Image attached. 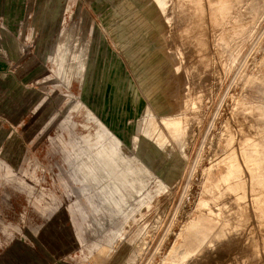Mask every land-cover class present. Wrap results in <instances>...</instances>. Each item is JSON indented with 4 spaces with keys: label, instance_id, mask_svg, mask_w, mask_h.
Masks as SVG:
<instances>
[{
    "label": "rangeland",
    "instance_id": "1",
    "mask_svg": "<svg viewBox=\"0 0 264 264\" xmlns=\"http://www.w3.org/2000/svg\"><path fill=\"white\" fill-rule=\"evenodd\" d=\"M174 1L0 0V264H264V227L251 216L264 206L253 205L246 167L233 181L248 200L236 202L234 186L213 206H200L231 133L238 147L244 133L261 132L256 104H264V82L250 75L264 73V11L255 16L264 0L227 3L212 37L204 34L211 42L200 77L187 44H175L177 31L187 37L196 27L186 25L190 17L175 19ZM74 24L79 30L69 44L78 55L69 69L61 38ZM104 146L114 149L104 156L113 177L123 167L118 155L144 171L121 211L96 233L95 217L108 218L119 196L109 175L86 176ZM195 216L200 222L190 225Z\"/></svg>",
    "mask_w": 264,
    "mask_h": 264
},
{
    "label": "bare ground",
    "instance_id": "2",
    "mask_svg": "<svg viewBox=\"0 0 264 264\" xmlns=\"http://www.w3.org/2000/svg\"><path fill=\"white\" fill-rule=\"evenodd\" d=\"M165 1L166 0H160V3L161 4H164L165 3ZM228 2H230V3H232L233 4V2H234V0H213V2L211 3V4H208L207 2H204L203 0H190V1H184V0H175L174 1V6H175V8L173 9V12H174V17H175V19H178V17H184V16H187L188 18L190 17V19L189 20H187V23H186V25H188V26H195L196 27V29L194 30L193 29V32H191L190 33V35L188 36V35H186L187 37H180V32H182V31H177L176 32V45H181V44H183V45H186L187 44V49H188V51H185L186 52V54H187V61H188V63H191L192 62V64H195V63H197V64H199L198 66H199V73H195V75L197 76V77H200V76H204V75H206L205 73H204V71H202L203 70V68H204V66L202 67V64H201V62H203L204 63V60L207 58V56L205 55V52L204 51H206V48L207 47H209L208 46V42L210 41V39H209V41H207V39H205L204 38V34H206V33H210L211 34V37H212V33H211V31L212 30H214V29H216V27L218 26V23L220 22V21H222V19L223 18H225V16H226V12H225V9H226V5H227V3ZM169 7V6H168ZM167 8V7H166ZM169 10V9H168ZM245 11V10H244ZM258 12L255 14V16L256 17H260V15L263 13V11H264V5L263 6H261V7H259L258 8V10H257ZM169 13V12H168ZM243 18L245 19V20H251V17L253 16V14L252 13H248V12H245L243 15ZM239 22L237 23H232L231 24V26L227 29L231 34H233L234 32H237V31H239ZM168 26V25H167ZM190 28V27H189ZM226 28V27H225ZM170 29V28H169ZM174 29V28H173ZM176 29V28H175ZM78 30H79V25L78 24H74V25H72V26H70L69 28H66L64 31H63V33H62V38H61V46H62V48L64 49V52L66 51V55L64 56L63 54H62V59L66 62V64H65V66L66 67H68L69 68V66H72L75 62H76V59H77V55H78V49H77V47L75 46V45H73L72 43L71 44H69V42L70 41H72V38H74V37H76V35L78 34ZM192 30V29H191ZM217 30V29H216ZM167 31H171L172 32V30H167ZM253 31V28L252 27H250L249 29H248V33H251ZM214 33V32H213ZM169 34V33H168ZM167 34V35H168ZM209 34V35H210ZM173 35V34H172ZM208 35V34H207ZM81 36V35H80ZM170 36V35H169ZM182 36V35H181ZM183 36H185V35H183ZM210 37V36H209ZM208 37V38H209ZM226 39H227V37H226ZM255 40V39H254ZM170 41V40H169ZM171 42H173L172 40H171ZM175 42V41H174ZM211 42V41H210ZM169 44V43H168ZM211 45V44H210ZM71 46V47H70ZM70 49H69V48ZM184 48V47H183ZM67 49H69V50H67ZM182 49V48H181ZM208 49L209 48H207V51H208ZM211 49H212V47H211ZM171 50V49H170ZM174 50V49H173ZM68 51V52H67ZM181 53V52H180ZM214 53H215V51H214ZM261 54V53H260ZM219 55V54H218ZM216 56V55H215ZM214 56V57H215ZM253 56V55H252ZM180 57V56H179ZM183 57V56H182ZM181 58V57H180ZM209 58V57H208ZM212 58V57H211ZM215 58H217V56L215 57ZM235 58V57H234ZM258 58V57H257ZM209 59H207V61H208ZM216 60V59H215ZM255 60H256V57H255ZM219 61V60H218ZM261 61L263 62L264 61V54L262 55V57H261ZM214 62V61H213ZM216 62V61H215ZM201 64V65H200ZM212 64V63H211ZM210 64V65H211ZM215 64H217L218 65V63H215ZM239 65V64H238ZM190 66V65H189ZM212 66V65H211ZM210 66V67H211ZM193 67H195V66H191L190 67V70H192V72H194L195 70H193ZM210 67H208V68H210ZM219 67V66H218ZM217 67V68H218ZM221 67V66H220ZM238 67V66H237ZM70 69V68H69ZM198 69V68H197ZM220 69V68H219ZM68 70V69H67ZM66 70V71H67ZM208 70V69H207ZM216 71H218V69H216ZM229 72V71H228ZM188 73V72H187ZM222 73V72H221ZM224 73V72H223ZM218 75H220L219 73H217ZM234 74V73H233ZM250 76H252V78L254 77L255 79H257V80H259V81H263L264 82V73H257V74H252V75H250ZM238 77V76H237ZM69 78V77H68ZM221 78V77H220ZM220 80V79H219ZM193 82V81H192ZM190 84V83H189ZM190 86V85H189ZM244 86V85H243ZM189 90H190V88H189ZM226 91V90H225ZM260 93H263L264 92V90L263 89H260V91H259ZM198 93H201L200 91H198ZM100 94V93H99ZM187 94V93H186ZM227 94V93H226ZM227 97V96H226ZM186 99V98H185ZM200 100H201V98H200ZM184 101V100H183ZM242 101V100H241ZM190 102V101H189ZM192 102V101H191ZM200 102V101H199ZM198 102V103H199ZM185 103V102H184ZM186 104V103H185ZM194 104V103H193ZM193 104H191V105H193ZM258 104V103H257ZM256 104V109L258 110V114H257V116H256V119H257V123L255 124V127H258V129H260L259 131H261L260 133L259 132H257V131H255L254 129V131L256 132V133H254L253 132V134H251V132L250 133H244V132H246L245 130L247 129H249V126L248 125H251V124H249L248 123V128H246L245 129V127H244V134H245V136L243 135V137L241 138V145L240 146H234V147H232V143H233V136H232V131L231 132H228V133H231V136L230 135H228V136H230L229 137V139H227L226 141V148H224L223 150H222V154H221V157H220V162H221V165H222V169H221V171H218L217 172V178H216V180L213 182V181H208V183L207 182H205L207 185H205V187H206V189L204 190V192H205V195L204 196H206L205 198H204V200L200 203V206L202 207V208H208V205L210 204L211 206H213L211 203H214V202H216V198L218 197V196H221V195H224L225 193H228V191L232 188V187H236L237 188V191H236V195L237 196H235L236 198H237V200H236V202L238 201V199H240V198H242V196L244 197V195H243V192L240 190V188H242L243 186H240L239 185V183H237V182H234L233 181V178L234 177H236V178H238L236 175H238V173L240 174V172L241 173H243V170H244V173L246 172L245 170L247 169L248 171L247 172H249V174H248V176L251 178L250 180H254L253 182L252 181H250L251 183H252V185L255 187L254 189H255V191H254V189H253V191H254V199H253V205H254V207L256 206H264V104L263 103H259L258 105ZM190 105V106H191ZM232 105V104H231ZM235 105V104H234ZM239 105V104H238ZM184 106V105H183ZM245 106V105H244ZM238 107V106H237ZM234 108V107H233ZM245 108V107H244ZM247 108V107H246ZM191 109V108H190ZM193 109V108H192ZM196 109V108H195ZM226 110V109H225ZM242 110V109H241ZM253 110V109H252ZM184 111V110H183ZM190 111V110H189ZM193 111H194V109H193ZM196 111H197V109H196ZM186 112V111H185ZM199 112V111H198ZM198 112H197V114H198ZM230 112V111H229ZM228 112V113H229ZM233 112V111H232ZM235 112V111H234ZM174 113V112H173ZM188 113V112H187ZM194 114L196 113V112H193ZM193 113H192V115H193ZM179 114V113H178ZM183 114V113H182ZM230 114V113H229ZM240 114V113H239ZM185 116H186V114H184ZM188 115V114H187ZM237 115H238V113H237ZM247 115V114H246ZM253 115H255V114H253ZM171 116V115H170ZM227 116H228V114H227ZM229 116H231V114L229 115ZM236 115L234 114V117H235ZM239 116V115H238ZM237 116V117H238ZM250 116V115H249ZM166 117V116H165ZM180 117H181V115H180ZM183 117V116H182ZM193 117V116H192ZM242 117V116H241ZM247 118H249L248 116H246ZM188 118H190V117H188ZM236 118V117H235ZM239 118V117H238ZM237 118V119H238ZM194 119V118H193ZM192 119V120H193ZM225 119H227V118H225ZM234 119V118H233ZM253 119V118H252ZM171 120V119H170ZM220 120V119H219ZM240 120H242L243 121V119H240ZM240 120H238L239 121V123L238 124H241L242 122L240 121ZM244 120H245V118H244ZM251 120V119H250ZM167 121V120H166ZM185 121H188V120H185V119H183V120H181L180 122H179V125H185ZM191 121V120H190ZM228 121V120H227ZM238 121H236V125H238L237 124V122ZM241 122V123H240ZM248 122V121H247ZM188 123V122H187ZM230 123V122H229ZM255 123V122H254ZM227 124V123H226ZM233 124H235V123H233ZM232 124V125H233ZM230 126V125H229ZM234 126V125H233ZM241 126V125H240ZM242 126H243V124H242ZM214 127H216V126H214ZM220 127H221V123H220ZM228 127V126H227ZM235 127H237V126H235ZM234 127V128H235ZM152 129H154L155 131H156V135H157V141L158 142H161L162 140H163V133H162V131H160V129H157V127L153 124L152 125V127H151ZM183 128H184V126H183ZM224 128H226L225 126H224ZM230 128V127H229ZM242 128V127H241ZM187 129H189V128H187ZM239 129V128H238ZM238 129H237V131H238ZM243 129V128H242ZM165 130V129H164ZM220 130H221V128H220ZM228 130V129H227ZM249 130H251V129H249ZM234 131V130H233ZM236 131V132H237ZM185 132H187V131H185ZM222 133H223V131H221ZM222 133H220V134H222ZM227 133V134H228ZM239 133H242L241 131L239 132ZM186 134V133H185ZM236 134V133H235ZM237 134H238V132H237ZM246 134H250V135H246ZM184 135V134H183ZM226 135V134H225ZM234 135V134H233ZM241 135V134H240ZM212 136H214V134L212 135ZM218 136H221V135H218ZM227 136V137H228ZM209 137V136H208ZM222 137V136H221ZM226 137V136H225ZM237 137H239V136H237ZM188 138V137H187ZM215 138V137H214ZM136 139H138V137L137 136H134L133 138H132V146H131V149H135V147H136V145H137V140ZM220 139V138H219ZM214 140V139H213ZM237 140V139H236ZM235 140V141H236ZM219 141V140H218ZM223 141V140H222ZM240 141V140H239ZM188 142V141H187ZM213 142H216V140H214ZM157 143V142H156ZM205 143H206V141H205ZM212 144V146H214L213 144L214 143H211ZM210 144V145H211ZM218 144V143H217ZM234 144H236L235 142H234ZM216 145V144H215ZM222 147V146H221ZM220 147V148H221ZM223 148V147H222ZM103 149H104V151H103V153H104V155H103V158L100 160V161H94L93 163H90V164H88L87 166H88V171H87V178H92L93 176H95V174H99L100 172L102 173V175H109V177L110 178H113V180L115 181V184H116V188H115V192H117L118 193V198H117V200L116 201H114V208H113V211H112V214L110 215V216H108V218H103L102 217V212L101 213H99L96 217H95V219H96V222H95V225L93 226V227H91V231L92 232H96V231H98V230H100V226H102V225H105V223L109 220V218H111V216H114V215H116L117 213H119L120 211H121V209H122V207H123V205H124V203H125V201L129 198V197H131L130 196V191H131V189L133 188V187H136L137 186V184H138V182H139V180H140V177L143 175V171H144V168H143V166L142 165H134V164H132V165H127V164H129L128 163V160H127V156L128 155H125V156H123V155H118L117 156V158H118V161H119V163H121L122 164V166L123 167H119V169L116 171V173H115V175H114V177H113V175H111V173L109 172V170L106 168V166L104 165V163H107V161H106V158L105 157H110V155L114 152V149H111V150H108V147L107 146H104L103 147ZM216 150H218L217 149V147L215 148ZM209 150V154H210V149H208ZM213 150V149H212ZM214 151V150H213ZM220 151V150H219ZM218 151V152H219ZM168 152V151H167ZM217 152V151H216ZM213 153V152H212ZM208 154V153H207ZM220 154V153H219ZM105 156V157H104ZM205 156H207L208 157V155H205ZM210 156V155H209ZM203 157V156H202ZM207 157H205V158H207ZM212 157H214L213 155H212ZM217 157V156H216ZM215 158V157H214ZM218 158V157H217ZM211 159V158H210ZM212 160V159H211ZM215 160V159H214ZM216 161H218V160H216ZM208 163H210L211 164V161L210 162H208ZM212 163H215L213 160H212ZM217 163V162H216ZM144 165V164H143ZM213 165V164H212ZM204 166H206V165H204ZM241 166H243V167H246V169H243V167H241ZM210 166H208V168H209ZM207 168V169H208ZM211 168V167H210ZM243 169V170H241V169ZM213 169V168H212ZM209 170H211V169H209ZM214 170V169H213ZM205 172H207V170L205 171ZM206 174V173H205ZM203 175V174H202ZM206 176V175H205ZM240 176V175H239ZM243 176H244V174H243ZM245 176H246V174H245ZM203 177V176H202ZM230 178L232 179V180H230ZM242 178V177H241ZM248 177H246V179H247ZM249 179V178H248ZM145 180V179H144ZM245 180V179H244ZM202 181H203V179H202ZM249 181V180H248ZM247 181V182H248ZM246 182V181H245ZM246 182V183H247ZM203 182H201V184H202ZM249 183V182H248ZM147 187V186H146ZM251 187V186H250ZM249 186L247 187L248 189H250L251 190V188H250ZM235 188V189H236ZM203 189V188H202ZM69 190V189H68ZM201 190V189H200ZM233 191V190H232ZM231 193V192H230ZM233 193V192H232ZM247 194H248V192H247ZM227 195V194H226ZM231 195V194H230ZM229 195V196H230ZM249 195V194H248ZM252 195H253V193H252ZM251 195V196H252ZM210 196H212V197H210ZM225 196V195H224ZM228 196V197H229ZM246 196V195H245ZM223 197V196H222ZM247 197V196H246ZM245 197V198H246ZM221 198V197H220ZM230 198V197H229ZM231 198H233V197H231ZM244 198V199H245ZM225 199H227V198H223V200H225ZM252 199V198H251ZM222 200V199H221ZM247 200H248V197H247ZM219 201V200H218ZM233 201H235V200H233ZM240 201V200H239ZM246 201V200H245ZM228 202V201H227ZM250 202V201H249ZM248 202V203H249ZM217 203V202H216ZM222 204H223V201L221 202ZM220 203L218 202V204L217 205H219ZM227 204V203H226ZM228 204H229V202H228ZM234 204V203H233ZM236 204V203H235ZM241 204V203H240ZM243 204V203H242ZM231 205V204H230ZM242 206V205H241ZM244 206V205H243ZM246 206V205H245ZM234 207H236L235 205H234ZM250 208H251V206H249ZM198 208H199V206H198ZM201 208V209H202ZM231 208V207H230ZM233 208V207H232ZM200 209V208H199ZM213 209V208H212ZM223 209V208H222ZM225 209V208H224ZM227 209H228V206H227ZM227 209H226V211H227ZM237 209V208H236ZM239 209H241V208H239ZM252 209V208H251ZM254 210V213H253V215H251V216H253L254 217V221L252 220V222H254L253 224H255L256 226H258L259 225V227H260V225H263V227H264V209H263V211L262 212H260V213H258V212H256V210L258 209V208H253ZM260 209H262V207L260 208ZM195 210H197V209H195ZM244 210H246V209H244ZM244 210H242V213H243V211ZM250 210V209H249ZM205 211V210H204ZM216 211V210H215ZM234 211H235V208H234ZM247 211V210H246ZM236 212H238V209H237V211ZM235 212V213H236ZM240 212V211H239ZM239 212L238 213H236V214H239ZM188 213V212H187ZM202 213V212H201ZM218 213V212H217ZM224 212H222V214H223ZM226 213V212H225ZM231 213V212H230ZM229 213V214H230ZM234 213V212H233ZM234 213V214H235ZM251 213V212H250ZM245 213H243L242 215H244ZM219 215H220V213H219ZM241 215V214H240ZM217 216V215H216ZM223 216H225V215H223ZM222 216V217H223ZM232 216H233V214H232ZM231 216V217H232ZM89 217V216H88ZM102 217V218H101ZM230 217V216H229ZM237 218H240V216L238 217V215L236 216ZM252 217V218H253ZM242 218V217H241ZM250 218V217H249ZM103 220L102 222H101V220ZM224 219V218H223ZM224 220H226V219H224ZM234 220H237L236 218L234 219ZM234 220H232V221H234ZM244 221H245V219H243ZM257 220V221H256ZM98 221V222H97ZM230 221V220H229ZM242 221V220H241ZM243 221V222H244ZM190 225H197V223H199L200 222V217H197V216H195V217H192V218H190ZM235 222V221H234ZM238 222H239V219H238V221L236 222V223H234L233 224V226H238L239 224H238ZM233 223V222H232ZM248 223V222H247ZM242 224V223H241ZM251 224V223H250ZM249 224V225H250ZM229 225H230V223H229ZM246 225V224H245ZM184 226V225H183ZM255 226V227H256ZM239 227V226H238ZM262 227V226H261ZM104 228V227H103ZM241 228V227H240ZM231 229V228H230ZM233 229H235V228H232V230ZM245 229V228H244ZM251 229V228H250ZM255 229V228H254ZM180 230V229H179ZM231 230V231H232ZM240 230V229H239ZM252 230V229H251ZM251 230H249V231H251ZM260 230V229H259ZM234 231V230H233ZM237 231V230H236ZM235 231V232H236ZM241 232H243L242 230H240ZM239 231V232H240ZM247 231V230H246ZM249 231H247V232H249ZM258 231V230H257ZM261 231H262V228H261ZM263 231H264V228H263ZM240 232V233H241ZM260 232V231H259ZM97 233V232H96ZM230 233V232H229ZM232 233V232H231ZM253 233V232H252ZM256 233V232H255ZM233 234V233H232ZM247 234V233H246ZM249 234V233H248ZM258 234H260V233H258ZM212 235H218V233L217 232H214V233H212L210 236H212ZM228 235V234H227ZM234 235H235V237H234ZM238 235V234H237ZM241 235V234H240ZM261 235H263V234H261ZM260 235V236H261ZM229 236H231L230 234H229ZM229 236L228 237H226V238H229ZM247 236V235H246ZM246 236H244V237H246ZM249 236V235H248ZM247 236V237H248ZM253 236V235H252ZM175 237V236H174ZM213 237V236H212ZM233 237L234 238H236V234L234 233L233 234ZM232 237V239H234ZM250 237V236H249ZM258 237V236H257ZM214 238V237H213ZM242 238V237H241ZM241 238H240V240H241ZM254 238V237H253ZM252 238V239H253ZM237 239H239V238H237ZM256 239V238H255ZM259 239V238H258ZM258 239H256V240H258ZM245 240V239H244ZM244 240L242 241V242H244ZM250 240V239H249ZM255 240V241H256ZM262 240V239H261ZM248 241V240H247ZM251 241V240H250ZM255 241L250 245L251 246V248L250 249H252V247L254 248V251H255V249H257L258 250V245L257 244H254L255 243ZM233 242H235V240L233 241ZM236 242H237V240H236ZM241 242V241H240ZM239 242V243H240ZM258 242H260V241H258ZM258 242H256V243H258ZM247 243H249V242H247ZM260 243H263V241L262 242H260ZM234 244V243H233ZM245 244V243H244ZM253 244H254V246L255 245H257V246H253ZM236 245H237V243H236ZM246 246H247V244H245ZM263 246H264V244H262ZM169 246V245H168ZM180 246V245H179ZM243 246V245H242ZM233 247H236V246H233ZM248 247V246H247ZM257 247V248H256ZM260 247V246H259ZM172 248V247H171ZM232 248V247H231ZM239 248H241V247H239L238 246V251L240 252V250H239ZM246 248V247H245ZM237 249V248H236ZM246 249H249V248H246ZM260 249H261V247H260ZM260 249H259V251H260ZM231 250V249H230ZM233 250H235V248L233 249ZM253 250V249H252ZM237 250H236V252H238ZM242 251V250H241ZM248 250H246V252H247ZM254 251H251V253L253 252L254 253ZM259 251H257V252H259ZM262 251V250H261ZM260 251V252H261ZM243 252V251H242ZM245 252V251H244ZM249 252V251H248ZM263 252V251H262ZM261 252V253H262ZM232 253V252H231ZM230 253V254H231ZM235 253V252H234ZM250 253V252H249ZM248 253V254H249ZM250 253V254H251ZM252 253V254H253ZM191 254V252L190 251H188V252H185L184 253V255L183 256H187V255H190ZM239 254V253H238ZM254 254H256V253H254ZM263 254H264V252H263ZM240 255H241V253H240ZM245 255V254H244ZM260 255V254H259ZM262 255V254H261ZM197 256V255H196ZM251 258V257H250ZM261 258H262V256H261ZM178 260V259H177ZM264 262V261H263ZM256 263V262H255ZM257 264H259V263H257Z\"/></svg>",
    "mask_w": 264,
    "mask_h": 264
}]
</instances>
